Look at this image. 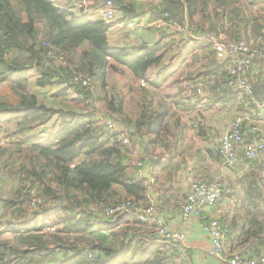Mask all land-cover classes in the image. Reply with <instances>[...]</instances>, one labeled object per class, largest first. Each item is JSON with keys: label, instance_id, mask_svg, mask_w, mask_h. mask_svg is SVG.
<instances>
[{"label": "trees", "instance_id": "trees-1", "mask_svg": "<svg viewBox=\"0 0 264 264\" xmlns=\"http://www.w3.org/2000/svg\"><path fill=\"white\" fill-rule=\"evenodd\" d=\"M113 1L119 21L143 13L163 19L167 26L186 24L187 30L192 26L199 30L207 27L216 34L221 31L228 40L264 36V16L252 11L253 7L262 8L259 5L264 0H161L159 5L147 2L138 7L129 0ZM195 16L199 21L195 22ZM224 19L229 25L222 23ZM113 28L101 17L75 13L51 0H0V84L9 85L18 97L15 104L0 98V129L17 137L8 145L16 154L28 150L26 164L19 170L24 180L17 178L13 195L0 207L5 209L12 201L23 207L42 205L32 223L12 221L4 229L0 217V264H197L187 250L169 251L167 242L137 217L130 216L126 224H114L104 214L122 199H131L135 206L149 205L144 180L128 172L127 162L134 137L144 134L141 128L151 112L150 105H144L135 118L125 115L121 91H104L105 73L127 70L146 81L151 69H172L168 56L173 52L170 47L161 48L158 41L154 45L144 40L137 45L112 46L109 35ZM168 32L160 30V37ZM194 55L212 56L215 60L210 57V63L220 62L210 43L201 45ZM225 63L210 69L219 70L226 86L237 91L243 112L255 113L264 99L263 62H255L247 73L250 95L228 85ZM32 71L36 73L35 87L49 89L50 95L30 89ZM80 76L87 77L88 84L83 85ZM94 86L102 92L98 94ZM143 87L138 83L129 91L146 99L148 92ZM97 100L104 106L102 111L96 107ZM107 115L131 126L130 146L100 123L99 116ZM2 155L12 157L13 153L7 147L1 149ZM248 177L254 188L247 196L264 200V188L254 168ZM116 187L125 196H120ZM97 204L99 211L94 210ZM254 204L244 214L248 226H241L238 242L231 236L235 220L229 224L222 221L228 229V253H262L264 210ZM52 205L59 208L50 210ZM52 213L60 216L53 224L39 219Z\"/></svg>", "mask_w": 264, "mask_h": 264}, {"label": "crops", "instance_id": "crops-1", "mask_svg": "<svg viewBox=\"0 0 264 264\" xmlns=\"http://www.w3.org/2000/svg\"><path fill=\"white\" fill-rule=\"evenodd\" d=\"M137 17L138 14L135 20H138ZM140 27H144V22L140 23L138 28ZM155 27L158 30L169 32L173 29V26ZM111 33H116L115 35L119 37L121 34L115 28ZM171 37L169 36V39ZM173 38L171 48L173 51L181 49L183 55L168 56L170 58L168 63L172 67L169 71H160L159 67L149 70L146 73L147 85L143 87L148 92L146 99L136 94V100H130L131 109L127 108L128 100H125L127 106L123 105L125 115L129 118H135L136 114L139 115L144 105H150L151 108L150 115L146 116V122L141 128L144 134L135 135L134 143L131 144L133 149H139L140 160L142 157L146 158L144 167L150 164L148 174L151 178H144L143 169L142 175L136 174L135 165L130 162L131 154L127 162L128 172L148 183L146 184L147 201L156 204L157 211L166 223L183 231L186 238V246L183 250L190 252L194 262L215 264V260L207 254L210 240L201 221L199 222L194 217L184 221L181 217L190 178L202 176L209 182L214 179L217 170L218 173L221 172L225 181V191L213 208L203 213L208 218L218 217L220 221L227 220V223L229 220H235L231 236L237 240L236 242L240 240L238 235L241 226L243 224L248 226L244 222V214L252 205H255L254 203H258L264 210V200L251 198L246 194V192L253 191L254 185L249 183L250 173L245 177V171L253 169L255 165L241 154L237 165L223 167L217 154V144L213 146L214 142L217 143L213 141L215 135L220 134L234 116L245 111L237 91L230 90L226 86V78L221 77L223 74L219 70L210 69L215 68L217 63H220L219 61L210 63V57L206 55L198 57L193 52L184 55L185 51L192 50V47L188 50L189 40L185 42L183 39L179 42L175 35ZM158 42L161 48L167 45L165 38ZM179 43H184V45ZM109 72H114L119 76L122 83L120 91L127 99L130 96L129 89L138 86V78H134L127 70L120 72L118 69H109L105 73L106 82ZM32 74H34L33 71L30 75ZM14 97L12 103L15 104L18 102L15 93ZM130 130L132 133L133 130L131 128ZM185 183L186 185L183 186ZM114 190H117L120 196H125L120 188L116 187ZM129 219L130 216L114 224H126ZM253 244L258 245L259 243L253 242Z\"/></svg>", "mask_w": 264, "mask_h": 264}, {"label": "built area", "instance_id": "built-area-1", "mask_svg": "<svg viewBox=\"0 0 264 264\" xmlns=\"http://www.w3.org/2000/svg\"><path fill=\"white\" fill-rule=\"evenodd\" d=\"M56 3L70 4L73 10H81L88 14H95L103 18L107 23L115 26V29L125 30L130 38L135 36V29L144 22L148 14H138V20L119 21L118 9L113 0H51ZM161 0H149L150 4L159 5ZM167 14L164 13V16ZM151 24V23H150ZM155 26H167L163 19H153ZM172 26V25H169ZM187 38L192 50L185 51L184 55L199 51V47L210 43L217 51L220 62L225 63L227 75L230 76L228 85L237 88L241 93L250 95L251 86L247 79V73L255 62L262 61L264 64V36L258 35L255 40H247L240 37L236 40H228L223 32L217 34L205 27L201 30L188 29ZM264 67V66H263ZM79 78L83 85L88 84L87 77ZM139 85L145 86L144 79L138 80ZM100 123L109 132H117L118 138L123 144H129L131 130L128 126L119 124L110 116L100 117ZM248 128V131H245ZM8 141L14 142L17 138L14 135H6ZM9 142V143H10ZM217 154L221 165L234 166L239 163L243 154L250 163L255 165L256 176L260 185L264 188V99L254 113L242 112L234 116L228 127L219 138ZM130 162L135 165L137 175H142L144 162L140 160L139 149L131 151ZM148 184L147 182L145 185ZM222 194V184L215 178L206 181L202 176L190 178L188 191L182 207V219L184 221L193 218L200 219L203 229L209 237L210 248L207 254L215 260V264H264V251L256 256H248L242 252L228 254L227 232L218 217L206 219L204 211L217 203ZM2 208L0 207V215ZM127 212L128 216H135L145 222L148 227L153 228L159 239L167 242L168 250H183L186 246L185 235L182 230L171 227L165 222L163 216L156 211V204L149 203L148 206H135L131 199H123L117 204L107 207L104 210L105 216L112 220L119 214ZM178 250V251H180Z\"/></svg>", "mask_w": 264, "mask_h": 264}, {"label": "rangeland", "instance_id": "rangeland-1", "mask_svg": "<svg viewBox=\"0 0 264 264\" xmlns=\"http://www.w3.org/2000/svg\"><path fill=\"white\" fill-rule=\"evenodd\" d=\"M129 1L135 7L136 6L138 7L140 5H143V4L147 3V2H149V0H129ZM58 4H62L63 5L65 3H58ZM65 5L70 7L71 11H73L75 13L83 12L81 10H73L70 4L66 3ZM259 7H262V8L253 7L252 11L256 12V15H258V13L261 12V15L264 16V2H263L262 5H259ZM90 15H92V17L98 16V15H95V14H90ZM128 20H133L134 22H136L135 19H130V18L125 20V21H128ZM152 20L153 19L148 18L147 16H145L144 17V27H140V28L137 27L135 29V36L132 37V38H130L128 36V33L125 30L121 29V27H119L120 29H115V30L119 31V33H121V34H120V37H119L118 35H115L116 33H111L110 32V34H111V37L109 38L110 44L112 46H119V45H126V44L137 45L141 41L145 40V41L149 42L151 45H154L158 41V39H164L165 38V40L167 42V45L165 47H170L171 48V45L174 42V41H172L174 39L173 35H175L178 38L179 42H181V40L183 41V39H184L185 42L188 41V38L186 37L187 34H188V30L186 29V24L183 25V26H173L172 31L171 32L167 31L168 32L167 35L165 37L161 38L160 37V30H158V28L155 27V25L151 26ZM194 20H195V22L199 21V16H195ZM183 23H186V21L183 22ZM222 23H224L225 25H229V21L226 20V19H224L222 21ZM169 36H172V37L169 39ZM114 37H117V38H114ZM179 44L180 45H184V43L183 44L179 43ZM180 45H178V46H180ZM180 47L183 48V46H180ZM189 49H190V47H188V50ZM197 52H199V51H197ZM193 53H196V52H193ZM169 55L170 56L183 55V51L181 49L180 50H174ZM210 57H212V56H210ZM214 58L215 57H212L211 61H214L215 60ZM35 76H36V73L30 75V84H29L30 89L31 90H35V91H37L39 93H42L43 95H47V94L50 95V90L49 89H37V87H35V84H34L35 83ZM105 83L107 84V88H105L104 91H106L109 94L115 93L116 90L120 91L121 88H122V83L120 81V78L114 72H109L107 74V82H105ZM96 87L94 86V89L98 92V94H100L102 92V90H99L98 86H96ZM140 87H142V85H140ZM134 97H136V95L134 93L133 94L130 93V96L127 99L124 98L125 100L129 101V106H127V103L125 105V106H127V108L131 107L130 100H136V98H134ZM0 98L2 100H4V101H7V102L8 101L12 102L15 99L14 92L12 91L11 88H9V85H7L6 83L5 84L4 83L0 84ZM54 102H55V100H54ZM96 107H97V109L99 111H102L104 109V106L98 100H97V103H96ZM228 124L229 123H227L225 125L224 130L223 131L221 130L222 132L220 134L215 135V137H214L215 140H213V141H217V143L214 142L213 146H215V144H217V146H218L219 138L223 134V132L226 130V128L228 127ZM245 131H248V128H245ZM214 133H215V130H214ZM11 135H13V134H11ZM5 136H6L5 132H3L0 129V151H1V149L4 150V148L8 147V150L12 151L13 155H12V157L5 156V155L0 156V205L2 204L3 200H7L8 198H10L13 195L12 193H13V190L15 189V187H16L17 178L20 177L21 181L24 180L23 179V177H24L23 173H22V176H23L22 177L20 172H19V170H20L21 164H26V162H25L26 155L25 154H27V152H28V150L26 152V150L24 149L22 152H18V154H16L15 153V148L14 147L11 148V147L8 146L10 141L7 142L8 139ZM11 143H13V142H10V144ZM129 146H130V143H129ZM8 159H9V162H8ZM225 166H227V165H224L223 167H225ZM251 170L252 169H249V171H245V173H246L245 175L250 173ZM254 171H255V167H254ZM215 178H217L221 182V184H222V194H223V192L225 191V189H224L225 181L223 180V175L221 174V172L218 173V170L214 174V179ZM185 185H186V183L183 184V186H185ZM31 193H32V190H31ZM12 203L13 204H7V207L4 204L5 209L1 210V215H0L1 221H2L1 224H3L2 228H4V229L7 228V227L5 228V226H7V223L8 222H12V221H15L16 224L18 222H23V221H27V220L30 221L31 223L34 222L35 221V219H34L35 211L42 206L41 205L40 207H38V206L34 205L33 203H30L28 205V207H23V206H19V205L16 206L15 205L16 203L13 202V201H12ZM49 204H50V202L46 203V205H49ZM10 205H12V206L10 207ZM182 207H183V205H182ZM49 208H51L50 210H54L55 208H59V207L52 205ZM70 208L71 207L69 206L68 209H70ZM99 209H101V207H100L99 204H97L95 206L94 210L95 211H99ZM156 211H157V208H156ZM59 218H60V216L56 215V213H52V215L47 216L45 218L42 215H41V217H39L40 220H43V219L46 220V222H48V224L55 223ZM205 218L208 219V217L206 215H205ZM197 220L200 222V219L197 218ZM205 222H200L202 227H203V224ZM221 223H222V221H221ZM176 229H178V228H176ZM6 234H7V236H10L9 232H7ZM178 250H180V249H178ZM180 251H183V250H180Z\"/></svg>", "mask_w": 264, "mask_h": 264}, {"label": "water", "instance_id": "water-1", "mask_svg": "<svg viewBox=\"0 0 264 264\" xmlns=\"http://www.w3.org/2000/svg\"><path fill=\"white\" fill-rule=\"evenodd\" d=\"M149 168H150V164H147V165L143 168V176H144V178H147V179H150V178H151L150 174H148V170H149ZM126 217H128V213H127V212H123V213L117 215V216H116L111 222H112V223H116V222H118L120 219H122V218H126Z\"/></svg>", "mask_w": 264, "mask_h": 264}]
</instances>
